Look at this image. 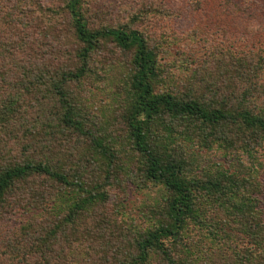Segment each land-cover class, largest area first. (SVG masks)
Masks as SVG:
<instances>
[{
    "label": "trees",
    "instance_id": "trees-1",
    "mask_svg": "<svg viewBox=\"0 0 264 264\" xmlns=\"http://www.w3.org/2000/svg\"><path fill=\"white\" fill-rule=\"evenodd\" d=\"M26 1L0 0V264H200L201 249L184 241L191 225L209 224L214 240L221 226L202 218L214 206L248 239L233 264H264L255 169L241 163L264 142L254 65L215 59L191 73L182 94L170 88L149 34L130 22L112 25L106 2L92 9V0ZM96 65L100 77L121 73L123 115L102 125L86 97ZM193 147L237 156L238 171L216 165L215 174L190 178L188 161L199 164ZM126 187L160 188L155 227L137 232Z\"/></svg>",
    "mask_w": 264,
    "mask_h": 264
},
{
    "label": "rangeland",
    "instance_id": "rangeland-1",
    "mask_svg": "<svg viewBox=\"0 0 264 264\" xmlns=\"http://www.w3.org/2000/svg\"><path fill=\"white\" fill-rule=\"evenodd\" d=\"M47 1L27 0L26 3L32 5L36 3L37 6L44 5ZM92 1V9H103L102 6L105 2L111 6V8H105V10L108 18L113 21L112 25H117L116 22H130L129 26H134L147 35L149 34V45L156 51L159 64L162 70L166 72L165 75L169 74L168 79L174 81V86L170 88L175 92L186 94V88L191 80V73L196 70H203L215 59H223L227 63H232V61L252 63L254 65L253 73L257 74L258 78V90L262 94L259 98L261 106L259 112L264 111V0ZM140 11L148 12L142 20L139 19L141 17L139 15ZM90 23L95 27L104 25L96 16H90ZM129 62L130 59L128 58L122 64L127 65ZM98 68L96 65L97 79H93L94 77L89 79L91 87L86 97L89 98V104H91L92 111L97 117V123L102 125L108 122L112 115L117 116L119 119L121 114L123 115V108L120 106L122 103L118 101L121 73L118 78L111 80L112 77H103L105 76L104 73H101L102 77H100L98 71L100 69ZM255 147L253 156L246 152L241 154V163L244 164L246 170L255 169L250 175L252 176L251 180L256 181V184L254 185V192H250L254 196H258V207L264 213V142ZM13 152L17 154L18 150L13 149ZM189 152L198 155L199 162L197 167H189L188 161L185 172L190 178L202 179L208 173L207 169L210 170V175L211 172L215 174L216 165H220L221 168L230 172L236 169L238 171L237 156L226 157L222 152L207 148L195 149L193 147V152ZM252 157H254L253 160ZM243 172L245 171H239L241 175L248 177V174H246L248 172ZM121 178H123V175H121ZM207 178L205 177L204 180H207ZM261 185L262 190H260ZM126 189V211L132 218H135L139 224L138 226H142L137 232L147 230L152 226L155 227L163 218L159 205L156 203L162 201V194H159L160 188H151L141 192L131 187H126ZM121 193L122 191H120ZM242 193L240 191V194ZM155 198L157 199L154 200ZM202 201L206 200L202 199ZM200 209H205V205L203 207L201 205ZM124 216L126 217V215ZM227 216L228 214L224 209L215 208V206L214 210L208 209L206 215L203 214L202 216L207 223L221 226L222 229H218L216 236H214L215 241L212 240L213 228L210 227V224L208 226L191 225L187 230L184 244L191 246V250L196 252L201 249L203 256L200 259V264H233L238 253L241 254V251L247 248L246 245H249L248 239L240 236L235 225L232 224L231 215ZM124 218L118 217L123 231L126 230V226L122 224ZM116 234L118 235L117 231ZM134 234L133 231H129L126 235L130 240ZM226 234L231 238L229 242L227 241V244L226 240L223 239ZM211 242L214 244L210 246ZM83 243H86V241H83ZM123 243L124 245L128 244ZM97 244L102 246V244ZM88 246L91 247L92 245L89 243ZM122 251H125L124 248ZM126 251L127 253H124L123 256L132 252V245L129 244ZM83 252H81L80 257L88 263L91 259L85 253L86 251ZM181 255H185L184 252Z\"/></svg>",
    "mask_w": 264,
    "mask_h": 264
}]
</instances>
